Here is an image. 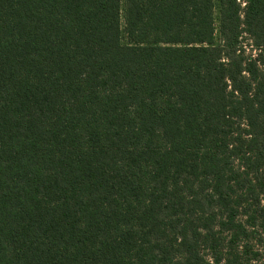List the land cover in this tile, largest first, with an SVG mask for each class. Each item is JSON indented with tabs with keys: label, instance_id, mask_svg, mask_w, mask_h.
I'll use <instances>...</instances> for the list:
<instances>
[{
	"label": "trees",
	"instance_id": "trees-1",
	"mask_svg": "<svg viewBox=\"0 0 264 264\" xmlns=\"http://www.w3.org/2000/svg\"><path fill=\"white\" fill-rule=\"evenodd\" d=\"M0 264H264V0H0Z\"/></svg>",
	"mask_w": 264,
	"mask_h": 264
},
{
	"label": "rangeland",
	"instance_id": "rangeland-1",
	"mask_svg": "<svg viewBox=\"0 0 264 264\" xmlns=\"http://www.w3.org/2000/svg\"><path fill=\"white\" fill-rule=\"evenodd\" d=\"M216 3V2H215ZM214 23H215V41L216 42H219V34H218V10L217 8H215V11H214ZM125 40H124V35H123V32H122V28H121V42L123 43Z\"/></svg>",
	"mask_w": 264,
	"mask_h": 264
}]
</instances>
